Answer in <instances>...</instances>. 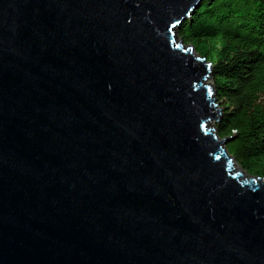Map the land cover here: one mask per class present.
Here are the masks:
<instances>
[{"label": "water", "instance_id": "1", "mask_svg": "<svg viewBox=\"0 0 264 264\" xmlns=\"http://www.w3.org/2000/svg\"><path fill=\"white\" fill-rule=\"evenodd\" d=\"M200 1L0 0V264H264V177L178 36Z\"/></svg>", "mask_w": 264, "mask_h": 264}, {"label": "trees", "instance_id": "2", "mask_svg": "<svg viewBox=\"0 0 264 264\" xmlns=\"http://www.w3.org/2000/svg\"><path fill=\"white\" fill-rule=\"evenodd\" d=\"M177 31L211 65L216 134L243 171L264 177V0H201Z\"/></svg>", "mask_w": 264, "mask_h": 264}, {"label": "rangeland", "instance_id": "3", "mask_svg": "<svg viewBox=\"0 0 264 264\" xmlns=\"http://www.w3.org/2000/svg\"><path fill=\"white\" fill-rule=\"evenodd\" d=\"M184 45H188V44H184ZM193 54L194 55H196V52H195V49L193 48ZM206 83H208L210 86H211V89L214 91V88H213V82H212V80H211V72H210V74H209V76L207 77V82ZM213 95H214V93H213ZM215 96V95H214ZM216 98V97H215ZM216 101V103H217V100H215ZM218 104V103H217ZM219 105V104H218ZM218 121H215L214 119H212L210 122H209V124H210V126L213 128V132H215L216 133V128H215V123H217ZM217 137L220 139L221 137H219L218 135H217ZM224 146H226V143H225V145ZM236 163V162H235ZM246 173V172H245ZM247 174V173H246Z\"/></svg>", "mask_w": 264, "mask_h": 264}, {"label": "bare ground", "instance_id": "4", "mask_svg": "<svg viewBox=\"0 0 264 264\" xmlns=\"http://www.w3.org/2000/svg\"><path fill=\"white\" fill-rule=\"evenodd\" d=\"M207 81V80H206ZM211 121V120H210ZM209 121V122H210ZM209 122L207 123L208 125H207V127L208 128H211L212 130H213V128L210 126V124H209ZM234 163V165H235V167L239 170V171H241V172H243L244 174H246L245 173V171H243L235 162H233ZM240 177L242 178V176L240 175Z\"/></svg>", "mask_w": 264, "mask_h": 264}, {"label": "clouds", "instance_id": "5", "mask_svg": "<svg viewBox=\"0 0 264 264\" xmlns=\"http://www.w3.org/2000/svg\"><path fill=\"white\" fill-rule=\"evenodd\" d=\"M220 119V118H219Z\"/></svg>", "mask_w": 264, "mask_h": 264}]
</instances>
